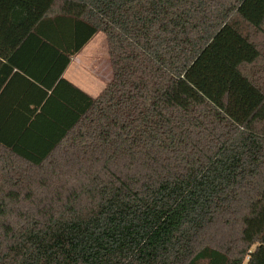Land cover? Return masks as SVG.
Returning <instances> with one entry per match:
<instances>
[{"label": "trees", "instance_id": "16d2710c", "mask_svg": "<svg viewBox=\"0 0 264 264\" xmlns=\"http://www.w3.org/2000/svg\"><path fill=\"white\" fill-rule=\"evenodd\" d=\"M262 6L0 0V264H264Z\"/></svg>", "mask_w": 264, "mask_h": 264}, {"label": "rangeland", "instance_id": "374dc122", "mask_svg": "<svg viewBox=\"0 0 264 264\" xmlns=\"http://www.w3.org/2000/svg\"><path fill=\"white\" fill-rule=\"evenodd\" d=\"M258 1L263 4L261 8L263 9L264 0ZM107 51L104 34L97 33L85 48L71 59L66 73L67 77L95 96L111 78V65Z\"/></svg>", "mask_w": 264, "mask_h": 264}, {"label": "crops", "instance_id": "0c3cea01", "mask_svg": "<svg viewBox=\"0 0 264 264\" xmlns=\"http://www.w3.org/2000/svg\"><path fill=\"white\" fill-rule=\"evenodd\" d=\"M86 45H87V44H86ZM86 45H85V46H86ZM85 46H84V48H85ZM82 50H83V49H82ZM82 50H81V51H82ZM81 51H80V52H81ZM70 63H71V62H70ZM70 63H69V65H70ZM69 65H68L67 68L65 69V71H64V73H63V76L66 77L67 79H69L70 81H72L73 83H75L76 85H78V86H79L80 88H82L83 90H85V88H83L82 86H80L77 82H75V81L72 80L71 78H68V77H67L66 73H67V71H68ZM100 90H101V89H100ZM100 90H99V91H100ZM85 91L88 92L87 90H85ZM88 93H89V92H88Z\"/></svg>", "mask_w": 264, "mask_h": 264}]
</instances>
